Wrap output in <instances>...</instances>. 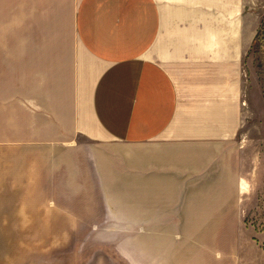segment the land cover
Returning <instances> with one entry per match:
<instances>
[{"label":"crops","instance_id":"0c3cea01","mask_svg":"<svg viewBox=\"0 0 264 264\" xmlns=\"http://www.w3.org/2000/svg\"><path fill=\"white\" fill-rule=\"evenodd\" d=\"M252 1L0 0V216L28 189L12 185L82 176L83 142L102 183L183 191L208 174L247 115ZM176 206L147 221L197 212Z\"/></svg>","mask_w":264,"mask_h":264},{"label":"rangeland","instance_id":"374dc122","mask_svg":"<svg viewBox=\"0 0 264 264\" xmlns=\"http://www.w3.org/2000/svg\"><path fill=\"white\" fill-rule=\"evenodd\" d=\"M251 6L261 21L248 64L247 115L209 173L183 181V191L131 189L138 183L110 174L102 183L86 158L92 144L83 142V158L74 160L83 175H72L71 185L61 175L52 189L8 190L0 264H264V0ZM179 200L197 212L147 221L160 218L153 210L179 208Z\"/></svg>","mask_w":264,"mask_h":264}]
</instances>
